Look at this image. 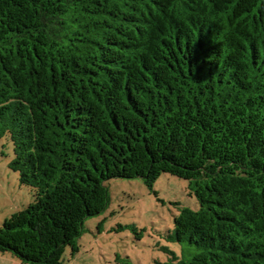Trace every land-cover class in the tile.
I'll return each mask as SVG.
<instances>
[{"label": "trees", "instance_id": "obj_1", "mask_svg": "<svg viewBox=\"0 0 264 264\" xmlns=\"http://www.w3.org/2000/svg\"><path fill=\"white\" fill-rule=\"evenodd\" d=\"M2 138L34 189L0 225L22 263L77 252L107 180L168 172L195 252L154 264H264V0H0Z\"/></svg>", "mask_w": 264, "mask_h": 264}, {"label": "rangeland", "instance_id": "obj_2", "mask_svg": "<svg viewBox=\"0 0 264 264\" xmlns=\"http://www.w3.org/2000/svg\"><path fill=\"white\" fill-rule=\"evenodd\" d=\"M13 156L11 141L0 139V225L34 199V189L21 184L18 174L9 167ZM188 183L168 172L161 173L151 188L140 178L107 180V206L85 219L84 230L77 239L78 251L71 254L67 247L64 264H119L120 259L131 264H154L168 260L171 252L189 258L195 248L168 237L182 207H199ZM0 264L29 263H22L10 252H0Z\"/></svg>", "mask_w": 264, "mask_h": 264}]
</instances>
